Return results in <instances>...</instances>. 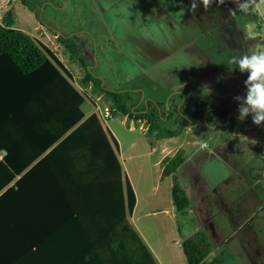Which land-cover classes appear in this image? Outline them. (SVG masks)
<instances>
[{"label": "trees", "instance_id": "obj_1", "mask_svg": "<svg viewBox=\"0 0 264 264\" xmlns=\"http://www.w3.org/2000/svg\"><path fill=\"white\" fill-rule=\"evenodd\" d=\"M34 13L38 17L39 9ZM13 19L9 8L0 21V264H53L54 258L84 256L86 264L108 259L119 264L115 257L126 251L119 247L132 242L133 251L151 261L129 222L136 197L116 138L95 112L85 117L86 95L71 84V74L52 50L15 28ZM77 37L60 35L59 42L85 69V42ZM100 83L84 71L81 84L110 99V115L143 122L158 139L180 133L167 128L157 105L135 107L131 89L110 90ZM168 159L162 176L172 175V202L184 213L190 201L175 174L184 158ZM180 247L187 264H227L220 255L206 260L211 244L202 229L183 238Z\"/></svg>", "mask_w": 264, "mask_h": 264}, {"label": "rangeland", "instance_id": "obj_2", "mask_svg": "<svg viewBox=\"0 0 264 264\" xmlns=\"http://www.w3.org/2000/svg\"><path fill=\"white\" fill-rule=\"evenodd\" d=\"M46 1L42 0V3ZM57 1L59 0H51L48 6L43 4L42 7L45 9L39 8V16L36 17L29 13L30 9L27 6L25 7L28 10L21 6L18 0H13L11 5L7 6L13 11V26L24 32L27 30L33 33L34 38L39 39L51 49L60 47L57 45L54 32L67 35L81 31L91 37V34L98 35L99 41L95 42L98 47L97 54L100 57L101 50L106 51L109 62L115 63L113 70L104 73L103 78L98 69H95L97 73L89 67L83 71L88 70L93 73L100 79V84L110 90L126 91L128 87L139 83L133 78L127 79V73L117 68L114 56L118 52L115 39L125 50L132 45L138 52L144 51L142 40L147 37L151 38V33L146 26L149 22L142 19L145 16L143 13L148 8L145 1L140 2L139 0L135 3L136 0H96L93 6L95 9L90 4V0H60L58 4ZM26 2L32 7L39 3V0H26ZM160 2L166 5L169 11L175 9L177 14L183 11L182 7L181 9L177 7L182 6L184 0H177L176 5L167 0H160ZM196 3L204 4V7L198 6V13L203 15L198 23L202 22L205 31L213 30L219 20L221 21L219 27L221 32L225 29L223 24L233 23L235 25L233 27L238 31V42L243 44V50L248 55L247 67L251 81V99L254 107L261 108L264 112V0H188V4ZM52 4L59 5V9L54 8ZM26 13H29L30 17H27ZM184 15L189 20L194 18L196 11L189 7ZM47 20L53 23V26L45 25L44 22ZM35 25L41 28L39 29L41 32L38 33ZM196 25L188 26V28L190 27L191 31L193 29L194 33H197V29L194 28ZM122 32L130 39L127 47L119 39V34ZM212 39L211 35L198 37L200 43L202 40ZM195 43L194 45L199 49L198 44ZM158 49L155 53H163L159 57L151 58V61L156 64L152 69L169 61L165 52ZM177 53H185L188 59L187 52ZM59 54H62L61 51ZM198 67L200 71L188 77L181 75L173 77L170 74L153 77L151 72L152 80L145 96H155L157 100L163 98L165 102L171 95L176 99L180 95L181 102L189 101V99H183L182 90L188 91L192 84L201 81L198 77L193 80V76L204 74L207 63L204 61L203 73L201 67ZM140 83L145 84L143 81ZM147 88L145 86V90ZM82 94L86 95L83 106L87 107V110L91 107L118 142V157L123 173L128 177L136 197L133 225L150 254L157 253V260L162 264H187L180 242L196 230L202 229L211 244V252L206 260L220 255L227 264H249L247 260L250 246L248 238L252 231H255L256 224L244 225L243 217L239 216L238 197L243 194L241 190L243 186L247 188L249 185L254 189H259L264 185L263 180L256 181L257 177L264 176V164L260 160L264 158V135L258 131L260 137L242 140L236 138V135L228 130L207 129L208 124L204 121L194 130L187 128V130L183 129L180 135L177 134L178 136L158 139L154 135L155 132L148 135L143 122L128 119L121 113L110 115L108 106L111 101L108 97L96 99L98 94H92V96L84 92ZM189 94L187 93V96ZM146 97L143 99L144 105ZM153 100L156 99L152 98L151 101ZM161 104L163 107V103ZM220 106L219 118L224 120L228 117L224 115L226 106L223 104ZM247 109L248 106L245 108L239 106L237 112L241 115H234L238 116L237 119L240 117L244 120L243 129L246 131H248L246 127H249L251 119L246 114ZM173 118L180 121L181 116L177 114V116L173 115ZM165 123L167 128H180L178 123L170 121ZM248 132H253V129L250 128ZM179 156H183L184 161L176 167L175 174L190 201L184 213L177 212L172 202V175L162 176L164 159L169 157V161ZM160 157V162H157ZM250 166L253 167L252 171L248 170ZM241 174L243 177H239ZM160 209L167 210V213ZM151 210L157 211L151 215ZM261 215L263 212L257 214L260 220ZM256 231L259 232V230ZM233 233L235 236L232 237ZM171 238L173 244L167 241Z\"/></svg>", "mask_w": 264, "mask_h": 264}, {"label": "flooded vegetation", "instance_id": "obj_3", "mask_svg": "<svg viewBox=\"0 0 264 264\" xmlns=\"http://www.w3.org/2000/svg\"><path fill=\"white\" fill-rule=\"evenodd\" d=\"M152 1L155 3L160 2V0ZM167 1L174 5L177 4V0ZM153 2H151V10L156 14L154 18V30L156 32L152 35L157 39V43H160L161 47L159 49L165 52L169 61L163 62L155 69L152 68L156 64L151 61V72L156 71L162 76L170 74L173 77L179 75L188 77L200 71L198 66L202 70L204 61L207 63L204 74L193 76V80L198 77L201 81L192 84L188 91L182 90L184 93L183 99L186 98L189 101H177L173 95L166 99L165 102L163 98L157 100L158 102L152 101L154 105H157L158 111L164 112V121L178 123L181 129L180 134L183 129L187 130V128H192L194 130V128L196 129L199 124L205 121L208 124L206 126L207 129L214 131H219L218 129L228 130L235 134L236 138L242 140H252L259 136V132L261 135H264V125H261L259 120L251 112L250 100L252 107L260 118L264 120V112H262L261 108L256 109L251 99V81L247 67L248 55L243 50V44L238 42V31L234 28L235 25L233 23L229 25L225 23L223 24V28L225 29L221 32L219 28L221 21L219 20L212 31H207L203 35H211L213 39L202 40V43H200L195 38L196 34L194 31L192 32L191 28H188V26H193L191 23L198 22L197 19L191 18L187 20L183 13L175 14L167 11L169 16L163 18L166 25L165 27H160V23H158L161 17L160 11L157 12L158 8H156ZM190 6L191 4H186L185 7L189 9ZM177 8H181V6ZM195 11L197 14L198 9H195ZM164 23L162 21L161 24ZM195 42H197L199 49L194 45ZM185 45H188L187 50H181L180 47ZM177 52H187L188 59H186L187 56L185 53H182L183 57H179L181 53ZM161 53H153L151 56L154 58L159 57ZM212 53L216 55L214 56ZM193 58L195 61L192 60ZM187 93L190 94L187 96ZM161 103H163V107H161ZM221 104L226 106L224 108L226 109L225 113L222 112L225 116H228L227 118L223 116L224 120L219 118ZM239 106H244V108L248 106L246 114L251 119L249 121V127L246 128H248V131L252 128L253 132H248L243 129L244 120L240 117L237 119L238 116H234L236 114L241 115L237 112V107ZM173 109V115L177 116L179 114L181 116L180 121L178 120L179 122L176 121L177 118H173V115L172 118L168 119V115H170V112H173ZM240 119H242V122H240ZM235 120L237 123H234ZM230 125L232 126L230 127ZM240 127L241 129L239 130ZM260 160L264 164V158ZM252 169L253 167L250 166L248 170L252 171ZM239 177H243L242 174ZM261 180L264 181V176L256 178L258 182ZM237 185L241 186L239 183ZM247 186V188L246 186L242 187L243 194L238 197L240 207L239 216L243 217L242 222L247 226H250L252 223L256 224L255 231H252L248 238L250 246L247 252V260L249 264H264V230H262L264 228V185L260 186L259 189H254L249 185ZM259 212H263L261 220L260 217H257ZM256 230H259V232ZM233 236H235V233L232 234Z\"/></svg>", "mask_w": 264, "mask_h": 264}, {"label": "crops", "instance_id": "obj_4", "mask_svg": "<svg viewBox=\"0 0 264 264\" xmlns=\"http://www.w3.org/2000/svg\"><path fill=\"white\" fill-rule=\"evenodd\" d=\"M21 3V6H23L26 10H28L25 6V4H23L22 0H18ZM96 0H90V4L92 5V7L94 6ZM139 0H136L135 3H137ZM143 0H140V2H142ZM145 3L148 5V8H146L145 12L143 13L145 16H143V21L149 22L148 24H146V26H148V29L151 33V38L147 37L145 40H142L143 42V48L144 51L142 52H138L134 47H132V45H130V47H127V42L129 43L128 40H130L129 38H127L126 35H123V32L119 34V39H121L125 45H126V50L121 46L120 42L118 40L115 39V42L117 44V53H115V59H116V63H117V68L121 70V72L123 73H127L128 77L127 79H132L133 80H137L139 83H135L132 86L128 87V89H131L133 92V99L134 100H138L137 105H135V107L140 106L141 104H143V99H145V93L146 91H148L149 89V84L151 83V55L153 53H155V50L160 48V43H157V39L152 35L153 33L156 32V30H154V18L156 16V14L154 13L153 10H151V2H153L152 0H144ZM186 2L183 4L182 9L183 11L180 14H185L187 8L185 7L186 4L188 5V0H185ZM13 2V0H0V20L2 18L3 13L8 10L9 8L7 6H10L11 3ZM51 2V0H47L46 2L42 3V0H39V3L34 4L32 7H34V9H31L30 6L28 5L27 7L30 9L29 13L32 14L33 16H36L34 13L35 9H45V7H42L43 4L46 6L49 5V3ZM60 2L57 1V4ZM154 5L156 6L157 12L160 11V19L159 22L160 23V27H165L166 24H161L162 21L164 23V19L169 16L168 12L169 11L167 9V6L164 5L161 2H153ZM53 7H57L59 9V5L57 6L56 4H52ZM198 6L200 7H204V4L201 3H196L194 5L191 4L190 7H192L193 9H198ZM130 7V6H129ZM94 8V7H93ZM95 9V8H94ZM181 9V8H179ZM162 12V13H161ZM172 13H176L175 9H172V11H170ZM26 13L27 17H30V14ZM203 15L197 13L194 18L197 19L198 21H200L202 19ZM61 22V21H60ZM187 22V21H186ZM42 24V22H40ZM45 25H51L53 26V23H51L49 20L44 22ZM166 23V22H165ZM198 22L195 23H191L192 25H196ZM198 26L194 27L195 29H197V33L196 37L197 41H198V37L202 36L205 34L206 29L203 28L202 22L197 24ZM35 29H38V33L41 32L39 29H41L40 27H38V25L34 26ZM47 28H50L47 26ZM36 29V30H37ZM44 29V28H43ZM24 31V30H23ZM195 30H192V32ZM210 31H212V29H210ZM28 34L32 35L33 33L29 32V31H25ZM54 32V31H52ZM201 33V34H200ZM78 34L79 37H77L76 39H79L84 43V47L83 49V57L85 59V62L87 64V67H89L91 70H94L96 73L97 71L95 69L100 70L99 72L101 73L100 76L103 78V74L104 73H108L110 72V70H113V64L115 63H111L109 62V58H108V53L106 51H104L103 49L101 50L100 53V57L97 54V44H95V42L99 41L98 40V35H92L89 36L86 32H71L68 33V36H73ZM199 34V35H198ZM54 37L56 38L57 41V45H58V49L57 47H55V49H51L48 45L44 44L43 42H41L39 39H37L38 41H40L42 44H44L45 46H47L50 50H52L55 55L57 56V58L59 59V61L63 64V66L67 69V71L71 74V78L69 79V81L71 82V84H73L78 91L80 92H84L87 93L88 95L92 96V92L90 91L91 85H82L81 84V79L83 77V68L79 67V63L77 61H74L73 59L70 58L68 52L64 49V47L62 46V44L59 42V36L60 34L57 32L53 33ZM34 37V35H32ZM124 36V37H123ZM146 36V35H145ZM153 38V39H152ZM196 41V40H195ZM197 43V42H196ZM104 47V46H103ZM188 45H185L183 47H180L181 50H187ZM101 49V48H100ZM150 49V51H149ZM58 50V51H56ZM159 50V49H158ZM59 51H61V55L59 54ZM179 57H183V54L181 53ZM75 71H74V70ZM83 71V73H81ZM80 74V75H79ZM149 75V76H148ZM156 75H161L160 73L153 71L152 76H156ZM101 78V80H102ZM146 78V79H145ZM145 79V80H144ZM103 81V80H102ZM140 81H143L145 84H141ZM145 86H147V90H145ZM105 95L102 94H98L96 99H98L99 97L102 98ZM180 97V95H179ZM179 97L177 98V101L180 100ZM156 99L157 98L155 96H151V97H146L145 100V106L148 103H152L151 99ZM153 100V101H156ZM176 101V102H177ZM85 104V100L81 105V109L83 111V113L85 114V117L89 116L90 114L94 113V111L91 109V107H89V109L87 110V107L83 106ZM142 111H144L143 109H141ZM145 128V127H144ZM186 130V129H185ZM162 157V156H161ZM157 160V162H160V159ZM136 206V204H135ZM135 208V207H134ZM164 210L163 212L167 213V210L165 209H160ZM157 210H151V215H153ZM134 209L132 210V212L130 213L129 216V222L131 223V225L133 226L134 230L135 227L133 225V217L134 216ZM136 214V213H135ZM150 214V213H148ZM168 242L173 244V240L171 239H167ZM120 249H125L126 251H120L117 256L115 258L119 259V264H162L160 261H158V254H154V252L151 253V261L147 258L146 255H144L143 251H139V253L136 251L134 252L133 250H136L134 248H137V246H134V243H129L126 246H122L119 247ZM150 253V252H149ZM148 254V253H147ZM109 256V254H108ZM85 257V256H84ZM68 258L67 259H59V258H54L53 259V264H66L65 262L68 261V264H86V261L88 259H86V257L84 258ZM110 258H114L112 256V254L110 255ZM115 259V260H117ZM76 260V261H74ZM112 260L108 259L105 262H99L97 261H89V263L87 264H112Z\"/></svg>", "mask_w": 264, "mask_h": 264}, {"label": "water", "instance_id": "obj_5", "mask_svg": "<svg viewBox=\"0 0 264 264\" xmlns=\"http://www.w3.org/2000/svg\"><path fill=\"white\" fill-rule=\"evenodd\" d=\"M251 100H250V108H251V112L254 114V116L259 120V123L261 124V125H264V120H262L261 118H260V116L257 114V112L255 111V109L252 107V105H251Z\"/></svg>", "mask_w": 264, "mask_h": 264}]
</instances>
